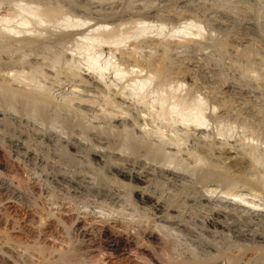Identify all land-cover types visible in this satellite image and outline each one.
<instances>
[{
	"label": "rangeland",
	"instance_id": "obj_1",
	"mask_svg": "<svg viewBox=\"0 0 264 264\" xmlns=\"http://www.w3.org/2000/svg\"><path fill=\"white\" fill-rule=\"evenodd\" d=\"M22 1L60 7L67 17L74 21L85 20L86 25L63 29L55 22L35 24L33 26L41 30L40 34L25 35L28 38L36 35L34 39L39 41L38 46L16 52V56L25 57L28 62L22 66L24 73L31 70L30 64V67H37L38 72L41 69V73L35 75L47 87L50 97L53 96V104L49 102L46 108L45 104L39 107L43 110L38 112L39 115L29 107L31 112L28 108L25 112L27 105L22 104L24 102H14V111L0 103V248L7 251L6 254L0 253V264H64L57 259L59 251L64 248H74L75 253L77 250L82 253L81 256L76 254L83 256L85 264H152L150 258H155L153 262L156 263L159 256H164L161 257L163 261L173 259L188 264L196 259L214 257V264H229L227 257L230 255L237 259V264H264V254L257 257L249 250L242 253L250 245H264V206L254 207V210L249 204L221 194L224 188L220 186L224 185L220 182H201L198 174L191 171L193 164L183 152L195 147L200 149L210 142L214 147V152L208 155L210 160L227 167L233 166L239 157L236 145L255 144L258 151L264 152V0ZM8 7L10 5L3 3L1 14L10 12ZM143 22L155 27L161 24L163 28L160 34L153 27L150 32L133 36ZM190 22L199 25V34L194 28L184 35L170 34L171 29ZM97 25L101 26L100 30L104 26L103 32L114 30L131 36L120 46L102 44L97 50L103 57L113 55L112 61L129 69L135 58L141 62L150 56L155 59L165 51L170 79L180 80L185 93L207 100L205 113L212 116V124L192 131L180 153L181 157L189 159L190 169L166 165L147 152L148 156L144 145L137 146L136 150H125L122 147V127L127 123L126 127H130L131 132L134 130V136L140 133L133 120L137 118L135 115L139 117L142 106L120 98L118 101H122L121 106L127 111L128 116H125L128 118L121 113L124 120L118 114L105 117L100 94L102 82L82 65L77 73L67 70L64 60L80 57L72 40L80 32L87 33ZM128 53L132 55L128 57ZM58 54L60 60L55 65L53 56ZM51 64L54 67L51 68ZM109 73L107 79L112 77ZM65 97H71L68 106L63 105ZM215 104L220 106L214 108L216 111L211 107ZM233 167L236 171L239 166ZM241 171L253 172L244 159ZM211 188L215 190L213 193ZM141 190L151 201L140 202L136 194ZM103 227H109L111 232L133 233L130 248L119 251V254L113 253L109 248L110 238L102 232ZM145 229L155 231V238H146L142 234ZM37 245L50 250L47 248L41 256L42 253L35 248ZM53 248L55 251L52 252Z\"/></svg>",
	"mask_w": 264,
	"mask_h": 264
},
{
	"label": "bare ground",
	"instance_id": "obj_2",
	"mask_svg": "<svg viewBox=\"0 0 264 264\" xmlns=\"http://www.w3.org/2000/svg\"><path fill=\"white\" fill-rule=\"evenodd\" d=\"M3 3L10 5V8L8 7L10 9V12H7V13L5 12L6 14L5 13L4 14H1V12H0V96L2 95V96L5 97V98H2L1 97L0 103L5 104L4 106H7L6 108L12 110V108L14 106L12 104H14V102L16 103V101L17 102L20 101L19 103L24 102L22 104H25V106L27 105L24 108L25 109V112H26V109L29 107L32 111H34L36 113H38V112L42 113L41 111H43V110H40L39 107H42L43 104H45V108H46V104L47 103L50 104L52 102L51 99H52L53 96L51 95L52 97H50V94H49V91H48L47 87L45 85H43L44 83L42 84L41 82H39L38 78L36 77V75L41 71V69L38 72V70H37L38 68L37 67L35 68L34 65H33V67L32 66L30 67V65H31L30 64L28 66H29V69L31 68V70H29L27 73L26 72L24 73L23 71L25 69L23 70L22 69L23 68L22 66L24 64L26 65L28 62H26V59H24L25 57L23 58V57H21L19 55L16 56V52L20 51V49H22V48H26V47L27 48L28 47L31 48L32 46H38L37 44H39L38 43L39 41H37L34 38L37 37L36 36L37 35L36 33L40 34L41 30H36L37 28L35 26H33L35 24L40 25L41 23L44 24L46 22H55V23H57V25H59V27L62 26V27H64L63 29H65V27H68V28H71V27L77 28V27H81L83 25H86L85 24V20L84 21H81V20H75L74 21V20L70 19L69 17H67L64 14V12L62 11V9L60 7H48V6H44V5L42 6L40 4H32V3H28L27 1L25 2V1H22V0H0V8H1V5ZM143 23H141V26L138 27L137 28V31L133 33V36H137V35H140V34L143 35V33H145V32L147 33L148 31L150 32L151 28H153V27L156 29L155 31H157V33L160 34V31L163 28L161 24H159V26H156L155 27V26L150 25L149 23H147V24L146 23L143 24ZM195 24L196 23L190 22V23L184 24L183 26L182 25L181 26L179 25L175 29H171L170 32H172V33H170V34L171 35L173 34L174 36L177 35V34L184 35V34L188 33V31L191 32L192 30L190 31V29H192V28H194L197 33L198 32L200 33V30L201 29H200L199 25L197 26ZM100 25H97V27H95V28L92 27V30L87 31V33L80 32L79 35L76 37L78 39H76L74 37L75 39L72 40V42L74 43L73 46L78 51L77 56L80 55L81 58L78 57L80 59L77 58L78 59L77 60L75 58L76 59L75 60L74 57H73L70 60H68V59L64 60L65 61L64 62V65H66L67 70L69 69L72 72V74H74L76 72V70L77 69L79 70L80 69V66L82 65L87 70H89L93 74H95L96 77H97V80L99 79L102 82L101 84H103L102 86L104 88L101 86L102 87V89H100L101 93L100 92L99 93L101 94V101L103 102L102 103L103 104L102 107H104L103 108V111H104L105 117H113L116 114H118V116L120 117L121 114H123V116H125L127 114L126 113L127 111H125L124 108L121 106V104H123V103H121L122 101L121 102L118 101V99L120 100V98L121 99L123 98V99L128 100V101L130 100V102L131 101H134V103L135 102H138V104H140L142 106V109L141 108H140L141 110L139 109L140 112L138 111V113H140L139 117H138V114L135 115V117L137 116V118H135V119H134V116H133V119H134L133 121L135 122V124H138L137 126L140 128V129L138 128L140 130L139 131L140 133L138 135L136 133V135H135L137 137L134 136V133H133L134 130L131 132L130 131L131 129H129L130 127L129 128L126 127L127 123H125L126 125H124L123 127L121 126L122 129H124V131L122 130V134L124 133V135H121V134L120 135L123 136L121 138V139H123V142H124V143L122 142L123 143L122 147H124L125 150L126 149H128V150L129 149L130 150H132V149L134 150L135 149L136 150L137 146L144 145L145 148H146L145 149L146 150V153L147 152L148 153H152L155 157H158L162 163H164L166 165H173L175 167H181V168L188 167V165H190V164H189V162L187 160H189V159H184L183 156L182 157L180 156V153H182V151H183L182 145L185 143L186 137L189 136L190 133L192 134V131L195 132V130L197 131V129L198 130L199 129L201 130V127H207L208 124L211 123L210 120L212 119L211 118L212 116L210 115L211 116L210 117L209 114H207L208 112L205 113L207 111L206 109L208 108V106H207L208 105L207 100H205V98H202V96H198V95L195 96L194 94H191V93H185V90H182L184 88V87H182L184 84L182 85L180 83V80L178 82L177 80L174 79L176 81L175 82V81H173V80L170 79L169 76L171 74L169 75V69L167 68V60H166V57H165V51L162 52L161 55L159 57L155 58V59L151 58V56L149 55L150 58L148 57V59H145L142 62L139 61L138 59H136L134 57L135 58L133 60L134 62H132L133 65L129 69H128V67L127 68L126 67L123 68V67L120 66L119 63H116L115 61H112L114 59V58L112 59V56L113 55L112 56L109 55V56L103 57L101 55V53L99 52V50H97L99 47H101L102 44H114L115 46H118V45L120 46L122 44H125V42L127 41V39H129L131 36L130 35H127V34H124V33H117V31H114V30H108L107 32L106 31L103 32L104 30L103 31H101V30H102V28L104 26L100 30V27H101ZM42 31H44V30H42ZM27 33L28 34H30V33L33 34L34 33L36 35H34L35 36L34 38L33 37L32 38H28V36L25 35ZM189 34H191V33H189ZM63 35H64V33H63ZM29 51H31V50H29ZM20 53H22V52H20ZM129 54H131V53H128V57H129ZM58 56H59V54L56 55V56H53V57H55V59L52 57V59H50L51 60L50 63L53 61V59H54L55 62L53 61L52 63H54V64L56 63V61L58 59L60 60V58ZM61 59H63V58H61ZM58 62L59 61H57V63ZM54 64H51V68L54 67V66H52ZM55 65H57V64H55ZM35 66H37V65H35ZM19 67L21 68V70H20ZM134 67H135V69H134ZM14 68H16V69H14ZM54 69H56V67ZM107 72H110L111 73V76L112 77L110 79H107V77H109V76H107ZM14 83H16V84L13 85ZM98 83H99V81H98ZM18 84H21V85L19 86ZM182 91H184V94H182ZM186 92H190V91L187 90ZM76 93H74V94H76ZM71 94H73V93H71ZM69 96H71V95H69ZM96 97H97V95H96ZM74 98H72V99H74ZM79 99H81V98H79ZM1 101H5V102L7 101V102L4 103V102H1ZM62 101H63V105L64 106L65 105L68 106V104H70L72 102L71 101V97L70 98L69 97H65V98H63ZM59 103H61V102H59ZM89 103H90V101H89ZM241 103H243V102H241ZM51 104H53V102ZM136 104L137 103H135V105ZM19 105H21V104H18V106ZM58 106H59V104L57 105V107ZM206 106H207V108H206ZM215 106H216V104L213 105V106H211L212 107V110L214 108L216 109L218 107V106H216V107ZM209 107H210V105H209ZM29 108H28V110H29V112H31ZM133 108H134V106H133ZM21 109H23V105L21 106ZM36 109H37V111H36ZM215 109H214V111H216ZM16 110H17V108H16ZM12 111H14V110H12ZM210 112H211V110H210ZM17 114H19V113H17ZM104 114H103V116H104ZM25 115H26V113H25ZM127 116H128V114H127ZM35 117H37V116H35ZM80 117H83V116L80 115ZM96 117H97V115H96ZM218 117H220V116H218ZM218 117L215 116V118H218ZM229 117H230V115H229ZM53 118L55 119V117H53ZM124 118H128V117L125 116ZM101 119H102V117H101ZM108 119L110 120V118H108ZM120 119H123L122 116H121ZM130 119H132V118H130ZM222 119H225V118H222ZM25 120H27V119H25ZM35 120H37V119H35ZM58 120H59V118H58ZM214 120H216V119H214ZM139 122L141 124H139ZM217 123H220V122H217ZM221 123H223V122H221ZM156 124H158V125H156ZM226 124H224V125H226ZM117 125L119 126V124H117ZM120 125H121V123H120ZM133 126H134V123H133ZM237 126H239V125H237ZM233 127L235 128L236 126H233ZM102 128H103V126H102ZM245 129H246V127H245ZM245 129H244V131H245ZM115 132L117 133V131H115ZM118 134H119V132H118ZM220 134H222V133H220ZM223 135H225V132H224ZM250 135H248V136H250ZM113 137H114V135H113ZM229 137H230V135H229ZM133 138H135L134 141H136V143L134 141H132ZM146 138H149V139L147 140ZM249 138H247V139H249ZM115 139H116V137H115ZM150 139H154V140L157 139V140H155L157 144L155 143L154 140H151L150 141ZM192 139H193V137H192ZM205 140H206V138H205ZM152 141H154V143ZM239 141L240 140H238V142ZM248 141H250V140H248ZM221 144L219 143V145H221ZM111 146H113V145H111ZM166 146H167V148H166ZM236 146L238 148V151L237 152L239 154V157L242 156L243 157L242 159L246 160L249 163V165L252 167L253 172H251L250 174L243 173L241 171V161H242L241 157L240 158L238 157V159L236 158L237 160L235 162H233V166H237L238 165L240 167V168L239 167H236V171L233 170V168L235 169V167H233V166L227 167V165L226 166L225 165L224 166L222 165L223 166L222 167L221 165L219 166L216 163L212 162L210 160L211 158H209L208 155H209V153H211V151L214 150L213 149L214 147L210 144V142L208 144H205L204 146L200 147V149L199 148L198 149H195L196 147L194 146L195 148L187 149V150H185L183 152H186V158L187 157L190 158L191 163L193 164L192 167H191V171H193V173L196 172L195 175L198 174L197 176H199V179L201 180V182H204V183L205 182H208L209 183L211 181L220 182L221 184L224 185V187L223 186L222 187L220 186V188H224V189H223V191H221L222 193L221 192H219V193L225 195L226 198H228V197L229 198L230 197L235 198L239 202H242V203L244 202L246 204H249L250 206L253 207V209H254V207H256V208L261 207L260 205H263L264 206V154H263L264 152L262 153L263 150L261 152L258 151V149L256 148V145L255 144H254L255 147L253 146V144H252V146L251 145H248V144H246V145L243 144V146H241V144H240V145H236ZM168 147H171V148L168 149ZM233 148H235V147H233ZM233 148H232V150H233ZM125 150H124V152H125ZM229 150H226V151H229ZM143 151H144V149H143ZM215 152H217V151H215ZM230 152H231V150H230ZM148 153H147V155H148ZM183 154L185 155V153H183ZM238 154H237V156H238ZM143 155H144V153H143ZM230 158H231V156H230ZM155 160H156V158H155ZM153 161H154V158H153ZM230 165H231V163H230ZM188 168L190 169V167H188ZM237 168H239L238 171H237ZM242 168H243V166H242ZM138 180L139 181H142L140 178ZM197 180H198V178H197ZM214 182H212V183H214ZM220 183H218V184H220ZM8 184H10V183H8ZM217 185H215V186H217ZM5 186H6V184H5ZM217 187H219V186H217ZM241 188H244V190L242 191ZM11 190H12V186H11ZM210 190L209 191L212 192V193H213V191H215V190H212V188ZM15 191L16 190H14V192ZM142 192L143 191L141 190L140 193L138 192L136 194V196L140 199V202H141V200L142 201L145 200V202L151 201L149 199V196L147 197L146 194L143 195L144 192L143 193ZM12 193H13V191H12ZM5 194H7V193H5ZM247 197H249V198H247ZM254 199H258V201L256 202V201H254ZM224 200H225V198H224ZM233 201H235V200H233ZM153 202H154V200H153ZM176 203L177 202H175L174 204L176 205ZM151 206H153V205L151 204ZM141 221H142V219H141ZM108 228L103 227L102 228V232H103V234L107 235L110 238V242H111L110 245H109L110 250H112L113 253L114 252L115 253L116 252L118 253L119 251H123L124 252L126 249H128V247L131 245V242H133L132 241V236H131V234H133V233H131V232H120L121 230L119 232H114V231L111 232V229L109 230ZM154 232H152V231H146V229H145V231H143L142 234L145 235V237L150 240V239L155 238ZM53 239H55V238H53ZM91 239H93V238H91ZM257 240L259 241V239H257ZM37 246L35 248H37L38 252H40V253H42L43 251L45 252V250L48 248L47 246H46L47 248H44L45 247L44 245H43L44 247L42 245H40L38 247ZM250 246L248 247V249L247 248L244 249V250L242 249L243 250V251L241 250L242 253L245 250H249V251H251L252 254L257 255V257H260L262 254H264V245H262L261 243L260 244L250 245ZM29 248H30V246H29ZM243 248H244V245H243ZM73 249H70V248L69 249L68 248L65 249L64 248V250H62V251L61 250L60 251L58 250L59 253L57 252L58 253V256H57L58 258L57 259L59 261H62L61 263H64V264H85V262L83 261L84 259H82L83 256L82 257H78L77 256L78 253H79L80 256H81L82 253L78 252V250H77V252H76L77 254H76L74 252L75 250H73ZM37 250H35V251H37ZM47 250L49 251L50 249L48 248ZM52 250L55 251L54 248L51 249V251ZM219 250H220V248H219ZM56 251H57V249H56ZM0 253L6 254L7 251H4L3 248H0ZM46 253H48V252H46ZM4 254H2V255H4ZM9 254H10V252H9ZM9 254H8V256H9ZM42 255H43V253L41 254V256ZM146 255H147V253H146ZM5 256H7V255H5ZM157 257H158V255L156 256V258ZM161 257L162 256H159L157 258L158 260L156 259V263L157 264H188V263H186L184 261H180V260L179 261L178 260L177 261L176 260L173 261V259H172V261L169 260L170 262L163 261L162 258L164 256L162 258ZM225 257H227V256H225ZM43 258H45V257H43ZM214 260H216V259H214V257L212 259H209V260L196 259V260H194V262L192 264H214ZM227 260H228V263L229 264H237V259L235 257H233V255L232 256L230 255L229 257H227ZM153 261H155V258L153 260L152 257H151L150 258V262L149 261L148 262L149 263H152V264H156ZM44 262H46V261H44ZM47 262H49V261H47ZM51 262H53V261H51ZM241 262H243V261H241Z\"/></svg>",
	"mask_w": 264,
	"mask_h": 264
}]
</instances>
